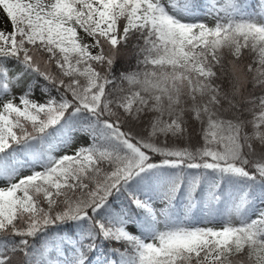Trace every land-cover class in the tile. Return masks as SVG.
<instances>
[{
	"label": "snow or ice",
	"instance_id": "6c2138e0",
	"mask_svg": "<svg viewBox=\"0 0 264 264\" xmlns=\"http://www.w3.org/2000/svg\"><path fill=\"white\" fill-rule=\"evenodd\" d=\"M0 13V264H264V0Z\"/></svg>",
	"mask_w": 264,
	"mask_h": 264
},
{
	"label": "rangeland",
	"instance_id": "374dc122",
	"mask_svg": "<svg viewBox=\"0 0 264 264\" xmlns=\"http://www.w3.org/2000/svg\"><path fill=\"white\" fill-rule=\"evenodd\" d=\"M0 27L5 28L7 31H11V25L9 23H7L6 20H4L3 18V13H0ZM37 98H39V91H37L36 93Z\"/></svg>",
	"mask_w": 264,
	"mask_h": 264
}]
</instances>
